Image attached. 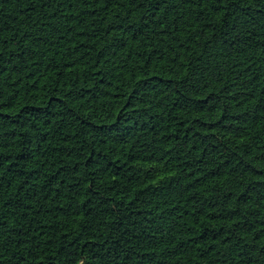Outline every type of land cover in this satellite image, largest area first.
Here are the masks:
<instances>
[{"label": "trees", "instance_id": "trees-1", "mask_svg": "<svg viewBox=\"0 0 264 264\" xmlns=\"http://www.w3.org/2000/svg\"><path fill=\"white\" fill-rule=\"evenodd\" d=\"M0 264H264V0H0Z\"/></svg>", "mask_w": 264, "mask_h": 264}]
</instances>
